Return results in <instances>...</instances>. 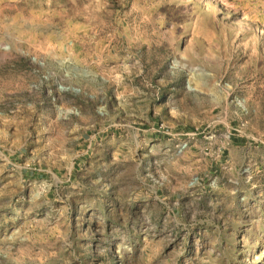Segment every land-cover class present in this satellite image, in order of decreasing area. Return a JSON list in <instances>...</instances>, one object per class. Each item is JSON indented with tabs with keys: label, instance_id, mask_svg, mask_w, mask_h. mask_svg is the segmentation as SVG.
I'll list each match as a JSON object with an SVG mask.
<instances>
[{
	"label": "rangeland",
	"instance_id": "1",
	"mask_svg": "<svg viewBox=\"0 0 264 264\" xmlns=\"http://www.w3.org/2000/svg\"><path fill=\"white\" fill-rule=\"evenodd\" d=\"M0 264H264V0H0Z\"/></svg>",
	"mask_w": 264,
	"mask_h": 264
}]
</instances>
